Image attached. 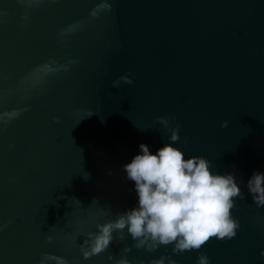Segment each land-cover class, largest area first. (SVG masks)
Listing matches in <instances>:
<instances>
[{"label":"water","instance_id":"1","mask_svg":"<svg viewBox=\"0 0 264 264\" xmlns=\"http://www.w3.org/2000/svg\"><path fill=\"white\" fill-rule=\"evenodd\" d=\"M121 76L133 83L113 88ZM158 117L179 125L185 158L234 175L236 235L173 254L115 230L83 258L136 205L123 165L141 143L170 142ZM253 171L264 172V0H0V264H264Z\"/></svg>","mask_w":264,"mask_h":264},{"label":"clouds","instance_id":"2","mask_svg":"<svg viewBox=\"0 0 264 264\" xmlns=\"http://www.w3.org/2000/svg\"><path fill=\"white\" fill-rule=\"evenodd\" d=\"M102 7L110 9L111 6ZM90 15L95 16L96 12ZM55 70L66 71L67 66L60 65ZM121 82L133 83L128 76H121L112 82V87L118 88ZM14 115L16 113L10 114L9 118ZM157 119L170 132L167 137L170 142L155 152L141 143L138 154L123 165L127 180L133 183L136 205L121 213L115 222L101 226L90 247L81 252L83 258L104 252L113 241L115 230L123 232L126 229L136 249L151 253L161 245H172L173 254L199 250L212 237L230 239L236 235L239 221L232 216L231 210L235 198L244 199V196L234 175L211 171L210 162L203 156L185 158V153L174 147L180 140L179 125L169 129L167 117ZM227 124L228 121H224L221 127ZM184 143H187L186 137ZM246 186L255 205L264 206V172L253 171ZM149 240L151 244L146 246ZM130 250L129 247L123 249L125 253ZM261 255L264 256V251ZM108 259L113 257L109 255ZM53 260L56 264H68L64 258L51 255H44L39 264ZM117 264H130V261L120 258ZM151 264H164V258L152 260ZM169 264H176V261L169 258ZM198 264H210L209 258L201 254Z\"/></svg>","mask_w":264,"mask_h":264}]
</instances>
